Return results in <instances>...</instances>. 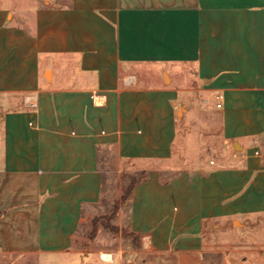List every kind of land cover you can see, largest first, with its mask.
<instances>
[{
  "label": "crops",
  "instance_id": "1",
  "mask_svg": "<svg viewBox=\"0 0 264 264\" xmlns=\"http://www.w3.org/2000/svg\"><path fill=\"white\" fill-rule=\"evenodd\" d=\"M108 153L147 246L264 264V0H0V264L78 255Z\"/></svg>",
  "mask_w": 264,
  "mask_h": 264
},
{
  "label": "rangeland",
  "instance_id": "2",
  "mask_svg": "<svg viewBox=\"0 0 264 264\" xmlns=\"http://www.w3.org/2000/svg\"><path fill=\"white\" fill-rule=\"evenodd\" d=\"M219 142L221 143L222 140ZM105 158L103 168L107 186L104 187L101 206L83 216L84 220L78 228L73 246L78 255L72 257L67 254L56 257L46 255L41 259L26 257L13 261V264H175L177 262L175 254L170 256L158 253L149 244L147 246L149 240L143 241L132 232L127 218H124L129 212L125 204L130 201L128 194H126L127 199L122 200L124 192L131 181L141 178L144 172L121 174L116 156L108 153ZM101 252L111 253L113 262L107 263L101 260Z\"/></svg>",
  "mask_w": 264,
  "mask_h": 264
},
{
  "label": "trees",
  "instance_id": "3",
  "mask_svg": "<svg viewBox=\"0 0 264 264\" xmlns=\"http://www.w3.org/2000/svg\"><path fill=\"white\" fill-rule=\"evenodd\" d=\"M146 177H147V175H146V173H144V174L141 176V178H139V179H133V180L131 181V184L127 187L126 191L124 192L125 194L123 195L122 200L125 201V199H127L128 195H130V199H131V197H132V195H133V192H134V189L136 188V186H137L138 184H140L141 182H143V181L146 179ZM127 191H128V192H127ZM126 192H127V193H126ZM126 194H128V195H126ZM116 207H117V205L115 206V208H116Z\"/></svg>",
  "mask_w": 264,
  "mask_h": 264
},
{
  "label": "bare ground",
  "instance_id": "4",
  "mask_svg": "<svg viewBox=\"0 0 264 264\" xmlns=\"http://www.w3.org/2000/svg\"><path fill=\"white\" fill-rule=\"evenodd\" d=\"M101 257L105 262H113V255L111 253H103L101 254Z\"/></svg>",
  "mask_w": 264,
  "mask_h": 264
},
{
  "label": "built area",
  "instance_id": "5",
  "mask_svg": "<svg viewBox=\"0 0 264 264\" xmlns=\"http://www.w3.org/2000/svg\"><path fill=\"white\" fill-rule=\"evenodd\" d=\"M218 107H221V104H218Z\"/></svg>",
  "mask_w": 264,
  "mask_h": 264
}]
</instances>
